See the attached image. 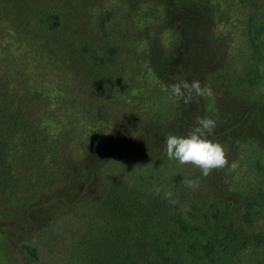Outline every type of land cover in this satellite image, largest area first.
Wrapping results in <instances>:
<instances>
[{
  "label": "rangeland",
  "instance_id": "374dc122",
  "mask_svg": "<svg viewBox=\"0 0 264 264\" xmlns=\"http://www.w3.org/2000/svg\"><path fill=\"white\" fill-rule=\"evenodd\" d=\"M249 16L242 0H0V264H128L121 199L157 186L179 201L154 196L162 238L174 214L228 201L263 234L264 38L257 62ZM176 77L204 94L175 100ZM197 117L236 171L205 178L167 158L165 137Z\"/></svg>",
  "mask_w": 264,
  "mask_h": 264
},
{
  "label": "trees",
  "instance_id": "16d2710c",
  "mask_svg": "<svg viewBox=\"0 0 264 264\" xmlns=\"http://www.w3.org/2000/svg\"><path fill=\"white\" fill-rule=\"evenodd\" d=\"M242 1L250 5L248 36L254 48L255 61L258 62L263 49L264 0ZM9 2L11 0H6V3ZM52 20H56L53 21L55 26L58 25L56 15L49 16L46 22L51 24V28ZM249 75L256 83V66ZM11 117L4 114L1 122L4 125L10 124ZM127 196L131 198L124 201L121 199V219L128 224L120 231V238L122 258L128 264H264V233L248 231L246 227L237 224L229 215L232 207L230 201L224 207L213 203L204 213H196L193 219L181 213L174 214L173 225L168 227L167 236L162 238L156 226V212H159L160 203L155 202L158 197L152 194L150 199L154 200L144 197L137 200L132 195ZM147 214L151 215L153 222L147 223L144 218ZM132 224L137 227L135 232L130 229ZM121 225V221L116 223L119 230ZM146 228L150 229L142 232Z\"/></svg>",
  "mask_w": 264,
  "mask_h": 264
},
{
  "label": "clouds",
  "instance_id": "9594fccd",
  "mask_svg": "<svg viewBox=\"0 0 264 264\" xmlns=\"http://www.w3.org/2000/svg\"><path fill=\"white\" fill-rule=\"evenodd\" d=\"M170 95L177 101L185 104L191 103L195 98L202 96L205 89L197 80L189 82L187 79L176 77L175 82L169 86ZM216 127V122L207 117H197L195 126L186 136L168 134L164 143L166 154L169 160H175L180 165H192L201 171L203 177H208L213 170H223L230 167V171H236L239 167L237 162H232L229 166L227 154L224 147L208 139ZM185 187L190 190H198L200 177L185 179ZM163 191L164 198L168 203L175 205L179 201L174 199L171 188L162 189L157 186L154 188L156 196H160Z\"/></svg>",
  "mask_w": 264,
  "mask_h": 264
}]
</instances>
